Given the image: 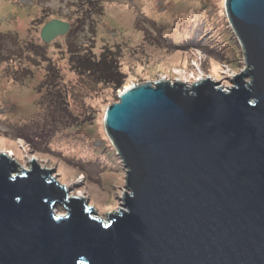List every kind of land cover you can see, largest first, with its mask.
Instances as JSON below:
<instances>
[{"label": "water", "instance_id": "obj_1", "mask_svg": "<svg viewBox=\"0 0 264 264\" xmlns=\"http://www.w3.org/2000/svg\"><path fill=\"white\" fill-rule=\"evenodd\" d=\"M225 8L246 64L229 91L158 80L107 109L126 209L99 219L53 170L0 153V264H264V0ZM70 29L53 19L41 38Z\"/></svg>", "mask_w": 264, "mask_h": 264}, {"label": "rangeland", "instance_id": "obj_2", "mask_svg": "<svg viewBox=\"0 0 264 264\" xmlns=\"http://www.w3.org/2000/svg\"><path fill=\"white\" fill-rule=\"evenodd\" d=\"M94 3L0 0V153L13 155L20 170H31L33 159L53 170L51 177L67 187L68 196L89 198L85 202L106 221L108 214L126 209V168L105 125L107 109L122 91L158 80L191 85L208 78L229 91L246 64L225 0ZM53 19L70 23L74 30L45 44L41 32ZM207 39L211 47L205 51L200 46ZM71 47L80 48L79 53L92 49L95 59L106 48L118 50L126 75L123 88L115 93L113 85L91 77L70 59ZM58 100L65 106V118L55 107ZM50 117H58V128L44 126L53 131L44 144L16 128L26 123L40 128ZM62 206L56 213H67Z\"/></svg>", "mask_w": 264, "mask_h": 264}, {"label": "trees", "instance_id": "obj_3", "mask_svg": "<svg viewBox=\"0 0 264 264\" xmlns=\"http://www.w3.org/2000/svg\"><path fill=\"white\" fill-rule=\"evenodd\" d=\"M87 3L90 5L95 4L94 0H87ZM73 30H74V28H73V26H71V29L69 32L71 33V32H73ZM202 36L204 37L205 35H202ZM201 39H203V38H201ZM209 40L210 39H207L206 44L202 47L200 46V48L203 49L205 46L211 47ZM201 41L202 40H200L198 42H201ZM44 43L47 44L46 42H44ZM34 45L35 44L33 42H31L30 46H31V48H33L34 52H39L38 46H34ZM209 47H207V48H209ZM72 49H74V50H72ZM203 50H205V49H203ZM80 51H81L80 48L76 49V47H74V48L71 47L70 59L73 61H77L76 63H78L79 66H81V68L85 69L91 77L102 78V79H104V82H108V84L113 85L115 93L118 90L123 88L125 81H126V75L121 70V67L119 64V57L116 55L119 52L118 50L113 51L110 48H106L102 51V53L99 54L97 59L94 58L96 56V54L93 52L92 49H86L83 53H79ZM39 57L42 58L43 56L40 55ZM239 59H241V58H239ZM48 67L51 68V61L50 60L48 61ZM54 76H55V74H54ZM49 94H54L58 98H61V95L58 92L54 93L52 90H50ZM118 100H119V98H118ZM55 107L59 110V112H62V114L60 113V115H61L60 117L65 118L64 111L66 109H65V106L62 104L61 100L55 101ZM66 119L68 120V118H66ZM57 121H58V117H56V118L50 117L48 122L45 121L41 124L40 128L37 125H33L30 123H26V124H23L21 126H16V128L18 130L22 131L23 135L26 138H28L29 136H31L30 139L35 137L37 140H39L41 143H43L46 141V138L48 136H50V134H53L52 129L51 130L50 129L45 130L44 126L48 123L49 127L53 128V129H57L58 128V126L56 125ZM29 141L32 142V140H29Z\"/></svg>", "mask_w": 264, "mask_h": 264}, {"label": "bare ground", "instance_id": "obj_4", "mask_svg": "<svg viewBox=\"0 0 264 264\" xmlns=\"http://www.w3.org/2000/svg\"><path fill=\"white\" fill-rule=\"evenodd\" d=\"M180 81L183 82V80H180ZM127 88H129V86H128ZM127 88H126V89H127ZM122 93H123V91H122ZM122 93H121V94H122ZM80 195H81V193H80ZM57 214H58L59 216H63V217H64V216H66L68 213L58 212Z\"/></svg>", "mask_w": 264, "mask_h": 264}]
</instances>
